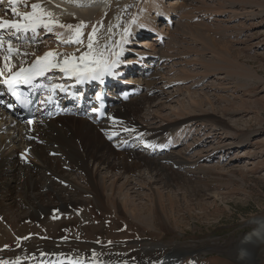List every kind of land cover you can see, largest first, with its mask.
Masks as SVG:
<instances>
[{
	"label": "bare ground",
	"instance_id": "bare-ground-1",
	"mask_svg": "<svg viewBox=\"0 0 264 264\" xmlns=\"http://www.w3.org/2000/svg\"><path fill=\"white\" fill-rule=\"evenodd\" d=\"M32 4L40 5L38 13L42 15L45 23H49L51 31L46 30L42 26L37 28L42 33L38 35V39L31 41L32 43H24V39L15 38L14 29L4 34L2 37L8 36L7 40L11 39L14 41L12 42L13 52L8 53L5 51V46H8L7 43L0 49V69L4 72H13L21 69L32 63L35 59L44 57L49 52L59 54L55 57V63L62 64L65 57H71L74 62L79 63V57L89 52L87 47L88 36L95 29L96 34L93 38L94 47L88 58L91 59L93 56H98L100 52H103L104 57L109 61H117L111 68V77L117 76L119 74L116 71L117 67L124 65L126 62L123 60L121 54L127 56L132 49L134 51L138 50L136 48L139 46L143 48L147 47L145 50L140 49L139 55L143 58L150 60L160 59L157 57V53L159 47L164 43V39L167 38L166 35L170 34L171 23H174L179 9L183 11L186 8V5L182 4L181 1L179 5H177L178 3H173L166 6L165 0H22L16 6L17 11L30 13L32 11ZM7 6V10L0 18L23 22L20 17L13 14L9 5ZM188 10L186 12L183 11L184 15H181L186 20L192 15ZM222 10L224 9H219L218 7V9L212 10L209 13L214 14V16L216 14L220 15L223 12ZM48 13H51V15H48ZM164 14L167 20L169 19L171 25L165 26L167 20L164 19L163 25L160 28L161 31L158 34H155L156 32L150 34L153 37L152 42L146 41V39L144 41H135L133 39L142 30H149L150 32L155 30H151L152 26H156L157 18H161ZM169 14L170 18H168ZM60 25H64V27ZM69 25H71V28L68 27ZM185 28L190 31H188L190 33L189 37L192 36L189 40L195 44H201L206 50L210 49L209 51L214 55V58L215 56L218 58L220 67L213 66V64L206 67L208 63L203 65L200 60H198L200 64L195 63L196 60H194L195 62L193 60L184 61L188 66L191 65L190 62L192 61L193 65L198 64L202 68L206 67L208 71H214V68L225 70V73L229 74V76H234L233 74H235L237 77H240L241 73L247 74L246 70L236 66V63L229 58L230 51L228 52L227 50L229 55L224 53L226 47L218 46L213 40H210V44H208L205 41L207 38L204 39L199 34L198 37L200 38H195L196 33L193 32L195 36L191 34L193 26L189 25V23H186ZM77 29H79V38L82 43L75 42ZM29 32L33 33L32 31ZM45 35H49L54 40L52 42H43L47 37ZM40 36L41 38L45 36L43 37L44 40ZM171 37L174 38L173 36ZM175 48L173 45L169 46L161 54L162 58L166 59V62H172L176 56L184 55L179 50L176 52ZM5 56H8L7 60H5ZM49 58L53 59V57ZM141 62H144V60ZM145 67L149 66L146 65ZM9 69L11 70L9 71ZM119 70L123 71L124 69L121 68ZM187 71L183 68L181 73L189 78L190 74L187 75ZM62 74H56L54 77L55 82L51 85L49 92L53 89L67 90ZM204 75L205 73L201 74V76ZM104 76L108 77V75ZM164 77L166 76H162V79ZM128 79H132V77L127 78V80L122 79V83L119 84L124 85L125 81L130 83ZM159 80L154 81V83H159ZM173 80L180 81L176 77H171L170 80L167 79V83L172 84ZM108 81L112 82L113 80L108 79ZM72 85L73 83L70 84V86ZM134 88L130 92L134 93L136 89L139 90L135 86ZM150 91L151 88L149 89ZM153 91L152 93L154 94L155 92ZM160 93H162L161 95L165 94L161 91ZM186 93H188L187 96L189 97L190 92L186 91ZM128 96L130 97V95ZM45 99L47 100V98ZM126 99L124 95L118 97L116 106L121 107L119 109L116 108L110 114L111 120L108 124L104 122L105 119L97 122L93 112H96L94 108L91 116L88 117L79 116L71 112L61 117L56 112H51V107L46 109L48 110L47 116L38 119V123L32 127H29L26 123L22 125L20 121H16L13 125L8 123L1 124L0 122V264H172L189 252L182 247L174 248L146 243L140 246L132 245L125 249L107 248L103 244L102 233L104 230L101 228V222L98 220L100 215H98V212L109 213L115 211L119 216L122 215L123 217L129 215L130 212L132 213V216H130L134 219L133 212L136 208L130 209V201H133V198L136 197L138 199L143 197L145 194H140L137 190L147 189V186L152 188L153 183H151V180L155 178L150 177L151 180L146 183L133 185L128 184L130 179L127 180L126 177L132 178L131 176L134 175L135 171L140 170L142 165V168H144L143 173H151L153 171L159 176L164 172L169 179L173 180L177 177L184 179L185 175L178 167L191 165L203 159L202 156H197L195 153L192 155L193 158L190 159L179 153L176 158L178 157L180 161L171 160L169 165H162L159 160L147 157L149 150L146 147L151 149L152 146H155L156 150L163 148V154L169 147L174 149L177 143L183 142L187 138L190 128H194L195 132L199 123H206L203 127V130L206 131V129H210L209 126H216L208 123V119L218 125H220V122L217 119H213L215 117L213 113L214 109L208 100L206 102L210 105L211 113L208 110H203L202 100L193 101V99L188 103L187 109L182 108L180 110V106V111H177V108H174L173 112L170 111L172 112L171 115H173V122L170 123L169 120H165L166 117L162 118V106L156 104V108H158L155 109L154 114H150V120L153 122L162 120L166 121V123L163 128L145 132L147 129L139 126L137 120L121 116L123 113L128 114L129 108L126 109L127 104H123ZM144 101L145 103L140 106L141 110L143 107L145 108V104H151L153 101L152 95L146 94L140 103ZM131 108H133V112L138 110L137 106H132ZM166 108L169 107L166 106ZM44 112L46 111L42 113ZM0 113L3 115L1 109ZM1 114L0 117L2 116ZM108 119L109 117L106 118V120ZM57 124H60L61 127L59 126V128ZM104 124L107 125L106 128H104L105 126L102 127ZM38 125H40L39 128H36ZM176 130L178 133L176 132L177 134L175 133L174 137L171 136L172 139L170 136L169 138L165 136L169 132L171 134ZM210 130L213 131L211 134L213 137H219V134H222L220 137L224 135L218 129L211 128ZM114 131L116 134L109 136V140L115 138L117 134H127L131 137L138 136L139 138H143L142 143L147 152L145 153V150L141 151L139 148L137 151L131 150L124 154L115 152L114 144L108 142L109 140L106 141L109 133ZM223 137L219 138L222 139L219 141L220 144L225 143L227 140L230 141L229 136ZM122 139L123 141L117 148L120 151H123L122 149H130L131 145L129 146L128 138ZM7 140L9 141L7 142ZM6 148L7 150H14V153L10 151V153H13L12 157H9V151L6 153L7 157H5ZM21 152L26 157H30L33 161H36L37 164L33 167H31V163H20L16 166L13 158L19 159L16 155L22 156ZM237 157L239 156L237 155ZM131 159H134V162L128 164V161ZM115 160H121L117 163L119 172H116L112 176L117 171L116 163H114L116 162ZM5 164L10 166L9 172H3ZM210 170H204V172H210ZM47 172L49 178L47 177ZM78 172L81 174H78ZM103 174L107 175L106 178L110 175V178L116 181L107 186V182L104 181L105 178H101ZM124 175L127 176L125 177ZM123 177L127 181L124 185L118 186L119 181ZM136 178H140L139 180H141L142 176L135 177V179L131 180L132 183L136 182ZM78 180H81V183L84 185L78 183ZM175 181L177 180L175 179ZM58 182L70 186L79 198H82L83 195L90 196L89 200H82L86 206L84 205L85 207H83L77 204V202L81 203V201H74V203L67 202L62 197V189H58L56 185ZM107 189H109L110 195L106 194ZM125 190L127 191L124 194ZM117 197L121 198V200L119 198L116 199ZM146 197H149L147 201L149 204L151 203V208L148 209L151 220H154V222L161 221V212L154 205L156 202L159 206L162 204L163 195L157 191L153 197H150V195ZM53 198L56 202H61V207L67 209L65 213H62L59 210L60 206L53 201L51 204H42L44 201L53 200ZM166 198L168 202L172 203V197L166 196ZM73 211L80 212V215H74ZM165 215V219H168V214ZM252 224L255 227L253 231L236 242L237 251L234 260L237 262L252 258L251 253L248 251L254 252L258 257L260 254H264V221L257 220ZM164 227L161 229L164 230Z\"/></svg>",
	"mask_w": 264,
	"mask_h": 264
},
{
	"label": "rangeland",
	"instance_id": "rangeland-1",
	"mask_svg": "<svg viewBox=\"0 0 264 264\" xmlns=\"http://www.w3.org/2000/svg\"><path fill=\"white\" fill-rule=\"evenodd\" d=\"M180 1L186 5L184 12L190 9L188 12L192 13L191 17L187 18L188 20L184 19L181 16L184 13L179 9L174 23L170 24V34L172 35H166L167 38L159 47L160 52L158 51L157 57L160 59H154V65L148 69L146 76L128 79L130 83H135V87L139 88V93L123 103L127 104L128 106L126 105L125 108L129 109L128 114L123 113L121 116L137 120V124L146 128L145 132H149L163 128L166 123L162 120L155 122L150 120V114H154L153 112L158 108H156V104L162 106V118L166 117L165 120H169L170 123L173 122V115H171L173 110L176 108L177 111L182 108L187 109L188 103L193 99V101L202 100L203 110H208L211 113L210 105L206 102L208 100L214 109L215 117L213 119L220 122V125H218L208 119V123L216 125L214 127L209 126L210 129H218L220 133H224V137L229 136L230 141L227 140L225 143L220 144L219 141L222 139L219 138L223 137H220L222 134H219V137H213L211 135L212 130L209 128L206 131L203 130L206 123H199L201 126L198 124L195 132L194 128H190L186 140L177 143L174 149L169 147L163 154H152L149 151L147 157L159 160L162 165H169L171 160L180 161L178 157L176 158L179 153L188 159L193 158L192 155L195 153L197 156H202L203 159L191 165L178 167L184 173L186 179L177 177L172 180L164 172L159 173V176L153 171L143 173L144 168H142V165L141 169L135 171L134 175L131 176L132 178L124 175L127 180L130 179L128 184L133 185L146 183L151 180L150 177L155 178L151 180V183H153L152 188L147 186V189H140L137 192L153 197L159 191L163 195L162 204L159 206L156 202L154 205L163 215L160 214L163 223L151 220L148 211L151 208V203L149 204L147 201L149 197L144 195L140 199L133 198L134 200L130 201L131 206L129 207L130 209L136 208L133 212L134 219L131 217L132 213L130 212L125 217L119 216L115 211L109 213L98 212V215L100 214L98 220L104 230L102 233L103 244L107 248L125 249L132 245L140 246L146 243L174 248L182 247L189 251L172 264H264V254H260L258 257L251 251L248 252L251 253L252 258L246 261L242 260V262L234 260L237 251L236 242L253 231L255 227L252 223L254 221H264V0H165V5L168 6L173 3L179 5ZM218 7L224 9L222 14L214 16V14L209 13L218 9ZM171 22L173 21L171 20ZM186 23L193 26L191 34L196 33L195 38L203 36L204 39L207 38L205 41L208 44H210V40H213L218 46L226 47L224 53L229 55L228 52L230 51L229 58L236 63V66L246 70L247 74L241 73L240 77L235 74L229 76L225 73V70H220V68L219 70L214 68V71H208L206 67L212 66V64L220 67L218 58L216 56V59L214 58V55L209 51L210 49L206 50L201 44H195L189 40L192 36L189 37L190 31L185 28ZM157 30L161 31L160 27ZM38 33L41 34L42 31L39 30ZM23 34L15 33V38L21 37L22 39L24 38ZM198 34L200 37H198ZM45 36L47 37L43 42L54 40L49 35ZM43 37L40 36L41 39ZM25 38L24 43H29L38 39V36L26 32ZM172 45L176 47V52L179 50L185 56L178 55L172 62H166L161 54L167 50V47ZM25 47L27 46L25 45ZM5 48L7 47L5 46ZM6 52H8L7 49ZM190 60H196L194 62L199 64L202 62L203 65L208 64L202 68L198 64L193 65L191 61V65L188 66L184 61ZM171 65L173 66L171 67ZM183 68L186 71L188 70L187 75L190 74L189 78L181 73ZM204 73L205 75L201 76ZM164 75L166 77L162 79ZM171 77H176L180 81L173 80L172 84H168L167 79L170 80ZM158 80L159 83H154ZM146 88H148V91ZM150 88L151 91L149 92ZM152 90H154V94ZM160 91L165 94L161 95ZM186 91L190 92L189 97ZM146 94L152 95L153 101L151 104L149 103L150 105L145 104V108L143 107L141 110L140 106L145 101L140 102ZM129 106H137L138 110L133 112V108ZM166 106L169 108H166ZM120 107L115 106L111 109V112L107 114L109 119L104 121L106 124L111 120L110 114ZM85 115L87 116H84V114L81 116L88 117L89 112H86ZM39 126H36V128H39ZM57 126L61 127L60 124H57ZM102 127L106 128L107 125L104 124ZM176 132L178 133L177 130L171 134L169 132L165 136L168 138L170 136L172 139L171 136L174 137ZM113 134H116L115 131L109 133L106 141ZM208 137L212 138L209 139ZM122 138H128L129 146L131 145L130 149L120 151L117 148L123 141ZM142 141L143 138L138 136L131 137L127 134H117L115 138H111L108 142L114 144L115 152L124 154L131 150L137 151L138 148L144 151ZM5 151V157H7L6 153L8 151L10 153L11 150L6 148ZM11 152L14 153V150ZM13 153H10L9 157H12ZM20 154H22V156L19 155L20 157L16 155L19 159L13 158L16 166L20 163H31V167L37 164L30 157H26L23 152ZM115 161L117 168V163L121 160ZM132 162H134V159L128 161V164ZM9 168L10 166L5 164L3 172H9ZM116 170L112 176L119 172L118 168ZM204 170H210V172H204ZM78 174L81 173L78 172ZM139 175L142 176L141 180L143 181L136 178V182L132 183L131 180L139 177ZM102 176L101 178H105L104 181L107 182V186L116 181L110 178V175L108 178H106V174ZM125 177L119 181L118 186L125 184L127 181ZM81 182L80 180L78 183L83 184ZM56 185L58 189H62V197L67 202L81 201L77 204L85 207L86 204L82 200L90 199L88 195H83L82 198L77 197L76 192L68 185L59 182ZM126 191H124V194ZM133 192L137 193L136 191ZM106 194L110 195L109 189H107ZM166 196L172 197V203L167 201ZM119 199L121 200V198ZM52 201L60 206L59 210L62 213L66 212L67 209L61 207V202H56L54 198L53 200L44 201L42 204H51ZM133 206L134 208H132ZM72 213L80 215V212L73 211ZM165 214H168V219H165ZM162 227H164V230L161 229Z\"/></svg>",
	"mask_w": 264,
	"mask_h": 264
},
{
	"label": "snow or ice",
	"instance_id": "snow-or-ice-1",
	"mask_svg": "<svg viewBox=\"0 0 264 264\" xmlns=\"http://www.w3.org/2000/svg\"><path fill=\"white\" fill-rule=\"evenodd\" d=\"M22 0H8V5L11 8V11L13 14L17 17H20V19L23 22L17 21V20H5L3 18H0V30L2 29H14L15 33H26L28 31H32L33 34H36V29L39 27H44L46 30L51 31V27L49 26V23H45L42 19V15L38 13V10L40 9L39 4H32L31 8L32 11L29 12H19L17 11V4L21 3ZM0 3H4V0H0ZM48 15H51V13H48ZM61 27H64V25H60ZM71 28V25L68 26ZM95 29H93V33L88 36V53H84L79 57V63H76L72 60L71 57H65L63 60V63H54L49 61V57H53V60H55V57L59 54H54L52 52L46 53L44 57L37 59L36 63L32 66L31 69H29V77L31 78V74H43L45 71H49L52 68L58 67L59 70L67 75H75L79 82H83L84 80H93V79H102L104 75H111V68L115 65L116 61H109L104 57L103 52H100L98 56H93L91 59H89V55L91 50L94 47V36H95ZM80 33L79 29H77V38L75 40L76 43H82L80 40ZM19 38V37H17ZM8 44V53H11L14 51L12 46V40H5L4 37L0 36V49L4 47V44ZM106 47V46H105ZM18 51V50H17ZM8 59V56H5V60ZM7 67V65H6ZM11 69H9L10 71ZM24 70L21 69V72ZM0 75H3V72H0ZM20 73H17L16 76H19ZM15 79V77H13ZM9 85V89L12 90V83L11 81H6Z\"/></svg>",
	"mask_w": 264,
	"mask_h": 264
}]
</instances>
